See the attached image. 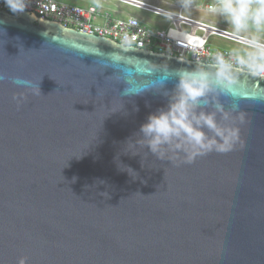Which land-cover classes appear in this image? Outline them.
Segmentation results:
<instances>
[{
    "label": "water",
    "instance_id": "obj_1",
    "mask_svg": "<svg viewBox=\"0 0 264 264\" xmlns=\"http://www.w3.org/2000/svg\"><path fill=\"white\" fill-rule=\"evenodd\" d=\"M205 63L0 9V264H264V79L215 97L243 148L186 164L126 146L171 73Z\"/></svg>",
    "mask_w": 264,
    "mask_h": 264
},
{
    "label": "clouds",
    "instance_id": "obj_2",
    "mask_svg": "<svg viewBox=\"0 0 264 264\" xmlns=\"http://www.w3.org/2000/svg\"><path fill=\"white\" fill-rule=\"evenodd\" d=\"M4 3L13 13L23 12L28 6L27 0H4ZM193 3L194 0H180L185 11ZM204 11L222 18L234 34L244 38L243 44L227 53L215 51L205 64L171 73L175 84L170 92H164L167 105L148 115L135 141L128 140L129 149L147 147L160 160L191 164L197 157L213 151L226 153L238 144L243 148L240 128L233 121L232 113L215 97L218 91L229 90L237 82L238 71L264 79V0H209ZM165 15L171 20L175 13ZM3 79L5 76L0 74V80ZM12 83L31 90L32 95L41 94L39 84L28 79L16 77ZM26 98L25 93L13 96L18 106ZM243 122L241 116L240 123ZM127 171L135 176L131 168ZM18 264H25L24 259Z\"/></svg>",
    "mask_w": 264,
    "mask_h": 264
},
{
    "label": "built area",
    "instance_id": "obj_3",
    "mask_svg": "<svg viewBox=\"0 0 264 264\" xmlns=\"http://www.w3.org/2000/svg\"><path fill=\"white\" fill-rule=\"evenodd\" d=\"M141 8L166 18L165 13H175L167 27L154 26L143 22L137 16L120 17L108 8L98 5L81 6L60 0H27L25 10L35 12L42 18L59 21L88 33L107 37L124 45L164 52L182 58L208 62L212 53L219 50L227 53L229 49L213 47L209 36L217 35L243 44L244 38L234 34L228 24L220 26L211 20L197 18L184 13L180 0L164 8L148 0H116ZM209 0H197L191 9L205 12ZM0 9L11 12L0 0ZM13 13V12H11Z\"/></svg>",
    "mask_w": 264,
    "mask_h": 264
},
{
    "label": "rangeland",
    "instance_id": "obj_4",
    "mask_svg": "<svg viewBox=\"0 0 264 264\" xmlns=\"http://www.w3.org/2000/svg\"><path fill=\"white\" fill-rule=\"evenodd\" d=\"M151 3H154L156 5H159L161 7L164 8H169V4L174 5L176 4V0H148ZM202 1V0H201ZM207 1V0H205ZM194 3H197V0H194ZM119 13L117 14L120 17H127L129 15L132 16H137L139 18H141L143 20V22H148L151 25L154 26H161V27H167L170 24V21L163 17L160 16L158 14L149 12V11H145L141 8L132 6V5H128L122 2H118V7L116 8ZM185 14L190 15V16H194L197 18H205L206 20H211L213 22H215L216 24H219L220 26H223L225 24H227L222 18L220 17H214L211 16L209 14H207L206 12H200L196 9H190L189 11H184ZM209 41L211 43V45L213 47L216 48H223V49H231L233 47H237L240 46L242 44L236 43L232 40L226 39L224 37L221 36H217V35H211L209 36Z\"/></svg>",
    "mask_w": 264,
    "mask_h": 264
},
{
    "label": "crops",
    "instance_id": "obj_5",
    "mask_svg": "<svg viewBox=\"0 0 264 264\" xmlns=\"http://www.w3.org/2000/svg\"><path fill=\"white\" fill-rule=\"evenodd\" d=\"M60 1L74 3L84 7L89 5L103 6L104 8H108L114 12H117L116 8L118 7V1L116 0H60Z\"/></svg>",
    "mask_w": 264,
    "mask_h": 264
}]
</instances>
